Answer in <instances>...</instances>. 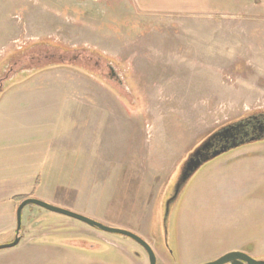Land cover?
<instances>
[{
  "label": "rangeland",
  "instance_id": "rangeland-1",
  "mask_svg": "<svg viewBox=\"0 0 264 264\" xmlns=\"http://www.w3.org/2000/svg\"><path fill=\"white\" fill-rule=\"evenodd\" d=\"M73 1L85 13L91 8L90 0ZM18 4L0 0V28L8 25L2 33L9 41L0 72L9 55L20 53L14 70L27 62L23 53L37 58L28 61L29 74L19 73L0 93V243L14 239L20 203L14 197L21 195L138 235L156 251L157 264H205L235 251L264 256V142L206 164L168 221L163 207L179 166L198 144L245 114L264 112V0H197V16H131L126 25L136 27L130 35L139 44L117 49L136 53L117 61L127 66L136 94L129 104L94 76L99 55L115 63L114 45L40 61L49 47L20 37ZM5 6L15 11L3 13ZM97 22L90 19L91 28ZM74 35L68 47L88 48L77 43L80 32ZM79 52V60L71 59ZM49 83L51 89L38 88ZM23 224L36 234L53 232L1 250L0 264H129V254L146 264L133 257L146 253L132 239L34 204L26 206ZM90 245L95 249L86 254Z\"/></svg>",
  "mask_w": 264,
  "mask_h": 264
},
{
  "label": "crops",
  "instance_id": "crops-1",
  "mask_svg": "<svg viewBox=\"0 0 264 264\" xmlns=\"http://www.w3.org/2000/svg\"><path fill=\"white\" fill-rule=\"evenodd\" d=\"M18 1L19 4L16 10L20 12V18L18 21L21 26V38H26L29 41H33L34 43L44 40H47L45 42L49 43L55 42L59 45H62L66 50L69 51V53H74V49H77L78 51L80 49L86 48L83 46H80L81 48L68 47V44L74 43L76 38L74 35L75 32H80V35H77L79 37V42L77 43L80 45L88 46V48L90 45L98 44L105 46L111 44L114 45L115 48L112 52V60L115 62H120L125 59H133L132 55L136 54L133 51V48H130V51L129 49L126 50L124 48V52H117V49L122 45L134 46L139 44L137 41L139 39L138 35H130V33L133 31L132 29H135L136 27L126 25L127 20H132L131 16L135 15L133 20H143L146 19V17H152L154 14H158V16H165L166 18H174L175 16L184 17L186 14L187 16H197V0H102L99 3H96L97 5L95 8H97V12L93 7V2H91V8L87 13H85L84 10H82L80 6L77 5L73 0ZM114 1L115 5L120 4L126 6V10L119 11L117 7L119 8L120 5L115 6L113 4V6H110V3ZM9 11L13 12L15 9L11 10L9 6L2 8L3 13ZM61 12L65 13V20L62 22V24L58 23V17ZM95 13H97L96 16H94ZM103 15L108 16L107 20L109 23H114V28L110 29L109 26H107L108 29H106L107 27H105L104 23L106 19L101 17ZM93 16L98 22L94 28H91L89 22L90 19H94ZM166 22L168 23L169 21ZM166 22L162 21L160 23L164 24ZM98 24L101 27H99L101 30L95 28L98 26ZM5 27H8V25L4 24V26L0 28V57L1 54H4L3 51L9 46V41L5 44L3 40L2 32L6 29ZM74 27H77V30H74ZM91 29L93 32H91ZM128 30L130 31L128 32ZM95 38H98V40H95ZM103 49L106 51L109 50V48L106 47H103ZM53 70L54 69L51 71ZM50 86H52L51 83L37 87L44 90L51 89L49 88ZM72 87L73 89L71 88V91L74 92V85ZM100 87L103 89L102 86ZM87 89H89L88 86ZM87 95H89V93Z\"/></svg>",
  "mask_w": 264,
  "mask_h": 264
},
{
  "label": "water",
  "instance_id": "water-1",
  "mask_svg": "<svg viewBox=\"0 0 264 264\" xmlns=\"http://www.w3.org/2000/svg\"><path fill=\"white\" fill-rule=\"evenodd\" d=\"M41 41V42H44ZM41 42H35L33 44L37 45ZM35 47V46H34ZM87 49V47L85 48ZM92 49V48H88ZM96 50V49H92ZM251 115V117H250ZM257 117L261 119H264V112H250L248 114L243 115L241 118L233 121L232 125L231 123L228 125H225L223 127H220L216 131H214L212 134L207 136L200 144H198L188 155L187 157L182 161V164L179 166L178 173L173 180L172 188H170L169 194H168V200L166 202V208H165V220L168 221L172 215L173 210L175 209V206L180 199V197L183 195V192L189 185V183L193 180V178L197 175V173L209 162L216 160L217 158H220L221 156L231 152L230 150L234 151V149H238L239 147L243 145H247V143H250L249 145L253 144L255 141L251 140V142H238V134L241 131H247L251 130L254 132H258L261 135H264V122L258 125V123H252L247 121L250 117L254 118ZM253 142V143H252ZM29 204H34L37 206H40L44 209H46L49 212H53L56 214L64 215L72 219H76L78 221H81L93 228H97L103 232L110 233V234H118L125 237H129L142 245L148 255L150 264H157V258L156 255L151 248V246L144 241L141 237L126 231L122 229H116L112 227L105 226L97 221H94L92 219H89L88 217L79 215L77 213L61 209L55 206H52L50 204H47L43 201L36 200V199H28L24 201L17 210V224H18V232L21 229L22 224V211L24 207H26ZM173 208V210L171 209ZM21 241V237L17 236L14 242L11 244H5L0 246V250L3 249H10L14 248L19 245ZM239 264L240 262H246L247 264H264L263 260H256L252 258L251 256L243 253V252H229L219 259L205 263V264ZM241 264V263H240Z\"/></svg>",
  "mask_w": 264,
  "mask_h": 264
},
{
  "label": "flooded vegetation",
  "instance_id": "flooded-vegetation-1",
  "mask_svg": "<svg viewBox=\"0 0 264 264\" xmlns=\"http://www.w3.org/2000/svg\"><path fill=\"white\" fill-rule=\"evenodd\" d=\"M43 48H48V51H49L48 53L43 54V56H41L40 61H43V62H48L49 60H53V59L63 60V59H65V58H63L64 55H66V53L67 54L69 53V51L66 50L62 45H59L58 43H55V42L49 43V44L45 45ZM41 49H42V46H41ZM25 54L26 53H23L21 56L24 57L27 60V62H23L24 63L23 67H21L20 69H16V70H14L15 69L14 67L15 66H18L19 63L17 65V62L14 63L13 59H15L16 56L19 55V54H12V55H9L8 56V58H7L8 64H7V66H6V64H4L3 69H2V72H0V75H1V78H0V93L3 92V90L5 89L7 83L11 79H13L15 76H17L19 73H22V72H26V73L28 72L29 73L30 72L29 67L27 68L28 61H34L35 62V60H36L37 57H33V56H30L29 54H27V55H25ZM69 54H71V53H69ZM94 56H96V54H94ZM81 57L82 56H80V53H79V55L74 56L73 58L71 57V59L79 60V58H81ZM99 57L100 58L98 59V64L96 65V66H98V68H97L98 74L96 73L94 76L103 83V85H102L103 87H105L107 90L108 89H111L113 92H115L117 94V97L120 100H123V101L125 100L129 104L128 96L129 97H135L136 94H135V91L133 90L132 86L129 83V77L127 75V66H125V65L123 66L122 63H118V62H115L113 64H110V63H108L110 60H108L105 57H102L100 55H99ZM24 58H22V60H25ZM84 70H87V69H84ZM250 117H251V115H250ZM250 117H247V118H249L247 121L252 122V123H254V122L255 123H258L259 122L258 123L259 126H260L261 123L264 122V119H262V122H261L260 121L261 119L257 118L256 116L254 118H251V119H250ZM230 123L232 125L233 122H230ZM230 123H228V124H230ZM228 124H226V125H228ZM251 140H254L255 141L254 143L252 142L253 144H251V145L258 144V143H262V142H264V135H261L258 132H254V131H251V130H247V131L245 130L244 132L243 131L239 132V134H238V142H240V141H243V142H251ZM249 144L250 143H247V145H243V146H241V148L246 147V146H251ZM241 148L239 147L238 149H241ZM234 150H237V149H234ZM230 151H232V150H230ZM18 196L19 197H23V199L20 200V203L16 204L17 205V210H18L19 206L24 201H26L28 199H34V198H30V196H21V195H16L15 197H18ZM167 200H168V198L165 199V202L163 204L164 210L166 208V202H167ZM173 208L171 207L172 210H173ZM25 209H26V207H24V209L22 211V224H21L20 231L18 232L17 211H16V232L14 234V239L7 240L5 243H0V246L5 245V244H11L12 242L15 241V239L17 238V236L21 237L20 243L23 242V241L24 242L26 241V243H32L34 241V238L38 234H43L44 235V234H47V232H53L52 230H43V231L37 232L38 234H36L35 233L36 231L30 230V229L26 228V226L24 227V224H23V214H24ZM44 210H46V209H44ZM38 215H42V214H38ZM164 216H165V211H164ZM36 219H39V218H36ZM30 220H31V218H30ZM89 227H91V226H89ZM25 228L27 229V231L25 230ZM91 228H93V227H91ZM94 229H97V228H94ZM57 231H59V230H56L55 232H57ZM60 231H63V230H60ZM64 232H67V234H72L73 236L81 235L83 233L85 235H87L86 230H83V229L77 230V231H74V230H71V229H64ZM60 235H62V234H59L58 236H60ZM127 238H129V237H127ZM134 242L137 243L136 241H134ZM20 243H19V245H20ZM137 244L141 248H143L145 250V253L146 254L144 256V254H141V253L138 254V252L135 251L133 257L135 259H137V258L143 259V261H145L146 264H150L149 255H148L146 249L142 245H140L139 243H137ZM83 245L85 246V245H87V243H83ZM151 248L153 249L152 246H151ZM92 249H95V247L93 245L91 246V248L84 249L83 251L86 254H89L92 251ZM124 249H125L126 252H129V250H127L126 248H124ZM153 251H154V253L156 255V258H157L156 251L154 249H153ZM243 253H245V252H243ZM245 254H247V253H245ZM247 255H249V254H247ZM252 258H254V257H252ZM129 259H130V263L129 264H135V262H132L131 261L130 254H129ZM254 259H256V260H263L264 261V256L258 257V258H254ZM110 263L111 264H119V263H112V262H110ZM240 263L241 264H247L246 262H240ZM89 264H101V263H99L96 260H91L89 262ZM228 264H232V263L230 262Z\"/></svg>",
  "mask_w": 264,
  "mask_h": 264
},
{
  "label": "trees",
  "instance_id": "trees-1",
  "mask_svg": "<svg viewBox=\"0 0 264 264\" xmlns=\"http://www.w3.org/2000/svg\"><path fill=\"white\" fill-rule=\"evenodd\" d=\"M47 44H49V42H45V43H44V42H41V43L37 44L35 47H41V46H45V45H47ZM87 50H90L91 52L96 53V54H97V53H100V52H98L97 50H92V49H87ZM15 54H18V53H15ZM19 54H20V53H19ZM103 57H104V56H103ZM106 59H107V58H106ZM108 60H110V59H108ZM6 61H7V59H6ZM114 62H115V61H114ZM3 65H4V64H3ZM0 67H1V64H0ZM0 69H1V68H0ZM40 71H41V70L36 71V72L38 73V72H40ZM86 71H87V70H86ZM36 72H35V73H36ZM89 72H90V71L88 70L87 73L90 74ZM27 74H29V73H27ZM14 199H16V200H21V199H23V197H15Z\"/></svg>",
  "mask_w": 264,
  "mask_h": 264
},
{
  "label": "built area",
  "instance_id": "built-area-1",
  "mask_svg": "<svg viewBox=\"0 0 264 264\" xmlns=\"http://www.w3.org/2000/svg\"><path fill=\"white\" fill-rule=\"evenodd\" d=\"M90 1H92L93 3H99V2H101L102 0H90Z\"/></svg>",
  "mask_w": 264,
  "mask_h": 264
}]
</instances>
